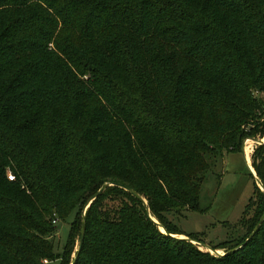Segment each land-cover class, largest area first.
Returning a JSON list of instances; mask_svg holds the SVG:
<instances>
[{
  "label": "trees",
  "instance_id": "16d2710c",
  "mask_svg": "<svg viewBox=\"0 0 264 264\" xmlns=\"http://www.w3.org/2000/svg\"><path fill=\"white\" fill-rule=\"evenodd\" d=\"M263 135L264 0H0V264L58 259L73 211L64 264L83 220L74 264H264L252 172L224 255L168 218L203 211L211 160ZM252 165L264 185V144Z\"/></svg>",
  "mask_w": 264,
  "mask_h": 264
},
{
  "label": "rangeland",
  "instance_id": "374dc122",
  "mask_svg": "<svg viewBox=\"0 0 264 264\" xmlns=\"http://www.w3.org/2000/svg\"><path fill=\"white\" fill-rule=\"evenodd\" d=\"M258 138L263 139L264 135ZM247 141H253L252 150L249 153L250 161L248 160L252 165L253 153L260 144L252 138L247 139ZM211 162V168L205 174L201 189L200 206L203 211L187 209L171 212L168 214V218L185 234H201L200 238L204 241L203 243H207L211 247L227 242V248L246 237L249 227L244 220L245 218L248 219L251 214H246L245 210L251 198H257L258 194L254 185L255 179L250 174L251 170L243 150L224 152L217 158H213ZM11 174L12 171H9L8 176ZM75 218L76 211H73L66 220L57 218L53 221L58 228L50 238L54 242L58 259L54 261L44 260L46 264L65 263L66 258L63 252ZM175 236L184 237L186 235ZM79 242L80 234L77 232L72 246L71 259H75ZM197 245L200 246L201 250L217 255L210 248L201 244ZM226 248H218L217 250L223 254Z\"/></svg>",
  "mask_w": 264,
  "mask_h": 264
},
{
  "label": "water",
  "instance_id": "95a60500",
  "mask_svg": "<svg viewBox=\"0 0 264 264\" xmlns=\"http://www.w3.org/2000/svg\"><path fill=\"white\" fill-rule=\"evenodd\" d=\"M253 140H255L258 144H264V140L263 139H259V138H252ZM246 144H247V140L244 142L243 144V147H242V150L244 152V155H245V147H246ZM245 158H246V155H245ZM246 161H247V158H246ZM248 165H249V168L251 170V172L253 173V175L255 176L256 180H257V183L259 185V187L264 191V185L262 183V181L259 179L254 167L247 161ZM111 185H114V183H109V182H106L103 184V186L94 194V196L92 198L89 199V201L87 202L86 206H85V209H84V212L83 214L85 215V212H86V209L90 206V204L92 203V201L94 199H96L105 189H107L109 186ZM121 187L125 188L126 190L130 191L131 193H133L136 197H138L140 200H142L145 205L147 206V210L149 212V208H148V205H147V201L145 200V198L140 195L136 190H134L133 188H130L128 186H124V185H120ZM152 219L158 223L160 225V228L162 227L164 229V232L166 233V228L164 226H162L155 218L152 217ZM264 221V214L263 216L261 217L259 223L257 224V226L255 227V229L253 230V232L251 233L250 237L247 239V241L252 238L258 231L261 223ZM175 236V235H174ZM84 237H85V220H83V228H82V236H81V239H80V242H79V247H78V250H77V253L75 255V259L73 260L72 264H74V261L76 260V258L78 257L79 255V252L81 250V247L83 245V240H84ZM179 238H183V239H187V240H190L196 244H201L202 246H205L207 248H210L211 250H213L215 252V254L217 255H224L225 253H220L217 249H213L209 244L207 243H203V242H199L197 240H194L188 236H181ZM239 247L237 248H234L233 250H236L238 249ZM232 250V251H233Z\"/></svg>",
  "mask_w": 264,
  "mask_h": 264
},
{
  "label": "bare ground",
  "instance_id": "6f19581e",
  "mask_svg": "<svg viewBox=\"0 0 264 264\" xmlns=\"http://www.w3.org/2000/svg\"><path fill=\"white\" fill-rule=\"evenodd\" d=\"M263 140H264V138H263ZM252 143H253V141H247V144H246V147H245V155H246V158L248 157L247 161L248 160L250 161V154L249 153L252 150ZM246 150H247V153H246ZM161 230L164 231V229L162 227H161Z\"/></svg>",
  "mask_w": 264,
  "mask_h": 264
},
{
  "label": "built area",
  "instance_id": "2783aa9c",
  "mask_svg": "<svg viewBox=\"0 0 264 264\" xmlns=\"http://www.w3.org/2000/svg\"><path fill=\"white\" fill-rule=\"evenodd\" d=\"M13 177H14V176H13L12 174H11V175H9V178H10V179H12Z\"/></svg>",
  "mask_w": 264,
  "mask_h": 264
}]
</instances>
